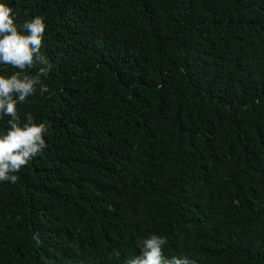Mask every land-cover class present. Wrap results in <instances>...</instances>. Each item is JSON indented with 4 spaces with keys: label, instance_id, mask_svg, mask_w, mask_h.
Returning a JSON list of instances; mask_svg holds the SVG:
<instances>
[{
    "label": "trees",
    "instance_id": "16d2710c",
    "mask_svg": "<svg viewBox=\"0 0 264 264\" xmlns=\"http://www.w3.org/2000/svg\"><path fill=\"white\" fill-rule=\"evenodd\" d=\"M8 3L52 69L18 106L46 147L0 182V264H123L150 232L264 264V0Z\"/></svg>",
    "mask_w": 264,
    "mask_h": 264
},
{
    "label": "clouds",
    "instance_id": "9594fccd",
    "mask_svg": "<svg viewBox=\"0 0 264 264\" xmlns=\"http://www.w3.org/2000/svg\"><path fill=\"white\" fill-rule=\"evenodd\" d=\"M46 27L40 15L18 22L13 6L8 0H0V66L15 69L10 74L0 73V121L6 123L0 129V182L16 183L17 173L46 147V124L36 122L28 112L22 121L18 109L28 98L49 90L43 78L52 63L41 51ZM166 244V236L150 232L135 241L138 253L135 251L123 264H194L186 255L167 258Z\"/></svg>",
    "mask_w": 264,
    "mask_h": 264
}]
</instances>
